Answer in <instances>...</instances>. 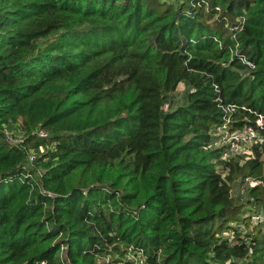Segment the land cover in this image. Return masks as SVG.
Wrapping results in <instances>:
<instances>
[{"label": "trees", "instance_id": "trees-1", "mask_svg": "<svg viewBox=\"0 0 264 264\" xmlns=\"http://www.w3.org/2000/svg\"><path fill=\"white\" fill-rule=\"evenodd\" d=\"M228 107L249 158L214 144ZM254 214L264 0H0V264H264Z\"/></svg>", "mask_w": 264, "mask_h": 264}, {"label": "built area", "instance_id": "built-area-1", "mask_svg": "<svg viewBox=\"0 0 264 264\" xmlns=\"http://www.w3.org/2000/svg\"><path fill=\"white\" fill-rule=\"evenodd\" d=\"M227 115V120L223 124V126L218 127L215 137H217V140L215 141L216 147H226L229 153L234 155H244L246 158H249L252 155V146L261 143L262 137L260 133L257 131V129L251 125H245L242 128H232V116L231 113H233L234 108H226L225 109ZM258 125H263V120L260 118L257 121ZM4 138L11 144L18 146L22 144L25 140V135L17 134L14 130V132L10 133L9 130L4 131ZM35 135H37L40 138H48L49 133L39 129L37 131H34ZM40 153H45V147L41 146L39 147ZM27 159L29 164H33L37 159V154L35 152H31L29 150H26ZM251 186H255V183H251ZM264 220L263 214H254L251 218V228H254L256 225H258L260 222ZM133 256V255H131ZM66 257L65 249L63 248L59 258L64 261Z\"/></svg>", "mask_w": 264, "mask_h": 264}, {"label": "rangeland", "instance_id": "rangeland-1", "mask_svg": "<svg viewBox=\"0 0 264 264\" xmlns=\"http://www.w3.org/2000/svg\"><path fill=\"white\" fill-rule=\"evenodd\" d=\"M168 2H174L175 0H167ZM186 94V85L184 83L180 84L175 95L172 94L168 97V104L175 107L183 104ZM169 105L164 106V110L167 111L169 108ZM15 130V129H14ZM13 128L9 130L10 133L14 132ZM21 135V133H19ZM232 195L235 197V199H238L240 203L246 204L249 200L246 185L241 183L240 181L233 183L232 185ZM132 258V256H131Z\"/></svg>", "mask_w": 264, "mask_h": 264}]
</instances>
